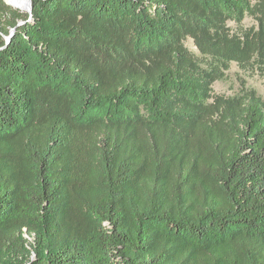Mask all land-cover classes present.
<instances>
[{
	"label": "trees",
	"instance_id": "16d2710c",
	"mask_svg": "<svg viewBox=\"0 0 264 264\" xmlns=\"http://www.w3.org/2000/svg\"><path fill=\"white\" fill-rule=\"evenodd\" d=\"M232 64L264 75V0H0V264H264Z\"/></svg>",
	"mask_w": 264,
	"mask_h": 264
},
{
	"label": "rangeland",
	"instance_id": "374dc122",
	"mask_svg": "<svg viewBox=\"0 0 264 264\" xmlns=\"http://www.w3.org/2000/svg\"><path fill=\"white\" fill-rule=\"evenodd\" d=\"M9 1L10 0H5V2H9ZM12 8L24 14L30 13L29 8L27 9V11H22L21 9L14 8V7ZM254 25H256V22L252 18H246L242 26L245 28H249ZM230 26L232 27L234 31H236L238 28V26L235 25L234 23H230ZM186 46L192 52L198 53L192 40L190 39L187 40ZM243 81L246 82L249 87H252L255 90H257V92L264 98V75H260L253 71L243 72L239 70L236 64H232V67L228 73L227 79L225 81L216 82L213 88L216 94L234 95L239 91ZM28 239L31 240L30 238Z\"/></svg>",
	"mask_w": 264,
	"mask_h": 264
},
{
	"label": "bare ground",
	"instance_id": "6f19581e",
	"mask_svg": "<svg viewBox=\"0 0 264 264\" xmlns=\"http://www.w3.org/2000/svg\"><path fill=\"white\" fill-rule=\"evenodd\" d=\"M10 2L13 4V7L21 9L22 11H27L29 8L26 0H10Z\"/></svg>",
	"mask_w": 264,
	"mask_h": 264
},
{
	"label": "water",
	"instance_id": "95a60500",
	"mask_svg": "<svg viewBox=\"0 0 264 264\" xmlns=\"http://www.w3.org/2000/svg\"><path fill=\"white\" fill-rule=\"evenodd\" d=\"M28 6H29V9H30V13L32 12V0H26ZM6 4L10 5L13 7V4L9 1V2H6ZM15 8V7H14ZM14 32H15V29L12 30L11 32V35L9 37L6 38V42L7 44H9L11 42V39L14 35Z\"/></svg>",
	"mask_w": 264,
	"mask_h": 264
}]
</instances>
